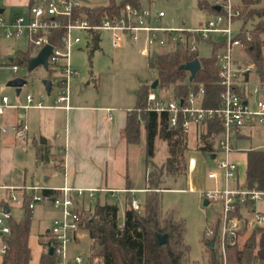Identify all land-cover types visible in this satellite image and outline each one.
<instances>
[{
	"label": "built area",
	"instance_id": "1",
	"mask_svg": "<svg viewBox=\"0 0 264 264\" xmlns=\"http://www.w3.org/2000/svg\"><path fill=\"white\" fill-rule=\"evenodd\" d=\"M86 0H23L20 10L7 13V4L0 0V87H2V71H9L11 80L27 76L20 75V66L14 62L15 53L6 55L2 50L4 39L27 38L34 51L33 57L46 45L53 46L49 57V70L57 78L52 80V90L46 89L38 97L29 93L24 104H11L10 97L0 88V139L12 136L16 140L29 136V124L21 117L31 109L67 108L71 96L73 80L79 76V71L73 68L71 53L85 39L88 46H93L97 34L103 31L111 33V44L120 48L123 43L130 42L140 48L143 56L150 58L158 49L168 48L169 51L179 46L190 52H200V47L210 43H224L218 54V68L221 84L224 87L222 109L205 108L202 105L203 86L198 93L192 91L189 83L181 98L166 97L151 90L148 96V111L165 112L171 128H182L188 132L192 127L221 115L226 124V131L220 142L223 156L215 157L209 173V179L214 186L202 191L204 200L209 201L208 208L217 212V218L212 227L207 230L208 238L214 235V227L220 223V246L226 261V249L235 246L243 240V233L264 228V189L259 183L248 187L241 180L239 164L230 158L236 152L233 144V130L264 126V97L259 88L251 93L257 100L252 104L250 97H243L236 91V86L242 84L247 74L254 70L253 65H247L243 56H248L249 42L252 40L250 28L245 26L240 5L233 0H197L196 9L202 19L193 26H172L162 24L165 11H154L151 8H135L126 5L123 14L118 19L106 18L100 25H91L87 19L75 17V11L85 5ZM217 7H220L218 9ZM65 29L60 38L62 45H53V32ZM76 32H83L84 39ZM243 36L245 38H243ZM244 54V55H243ZM55 84L56 96L51 104L46 97L52 96ZM243 85V84H242ZM20 95V94H19ZM15 112L14 116L10 113ZM197 158L189 160L190 170L197 165ZM36 185H8L0 178V264L9 250L7 238L11 235L10 221L17 220L14 209L25 211L26 205L35 210L39 203L51 205L58 210L53 219L50 234L53 239L56 264H104L103 260L94 256L93 251L82 253L72 251L70 244L80 245L82 240L77 233L83 229V218L80 213L79 201L85 198H95L94 189L65 186L54 189L55 194L45 195L44 189ZM133 207L140 209V200L133 201ZM9 208V212L5 210Z\"/></svg>",
	"mask_w": 264,
	"mask_h": 264
},
{
	"label": "trees",
	"instance_id": "2",
	"mask_svg": "<svg viewBox=\"0 0 264 264\" xmlns=\"http://www.w3.org/2000/svg\"><path fill=\"white\" fill-rule=\"evenodd\" d=\"M142 1L108 0L105 5H84L75 11V17L85 18L91 25H100L106 18L111 20L120 18L126 5L144 8ZM258 4H261V0H242L240 7L244 24L250 28L252 37L247 50L250 62L255 65L257 75L264 78V7L254 9L253 6ZM65 33V29L53 32L52 35L56 39L51 43L62 45L60 38ZM100 41V34H97L91 51L100 47ZM224 45V43H210L211 55L208 57H203L198 51L190 52L187 48L179 46L173 51L158 53L157 57L149 58L150 70L155 75L151 81L146 80L140 83L136 105L128 113L124 137L128 144L138 145L142 141V130L145 129L147 167L154 162L157 139L166 143L168 153L160 169L154 172L147 171V187L144 199L140 202V209L133 207V201L138 198L132 193L133 187L128 181L123 222L119 218L118 203L116 201L101 202L102 194L96 196L97 202L88 216L80 210L83 218L82 228L89 232L94 256L101 258L104 264H203L201 261L192 260L190 256L191 247L186 243L185 238L187 232L185 220L179 218L175 210L163 212L162 208L163 192L171 188L161 187V177L167 175L174 180L181 177L187 178L186 154L190 150L188 132L182 128H171L167 113L148 111L147 106L151 86L155 80H159L158 88L162 90L173 85L174 97L178 99L184 93L185 83H189L190 89L195 93H198L200 86H203L202 105L205 108L222 109L224 87L219 77L218 54ZM33 54L32 47L27 51L19 50L15 54L14 62L28 68ZM195 58L200 59L202 67L195 78L190 80L191 73L181 70L180 66ZM247 75L243 83L247 81ZM93 81L94 86L98 88V80L94 78ZM236 91L241 96L248 97L245 84L237 83ZM225 131L226 124L221 115L198 125L197 149L206 154L212 162L220 154V142ZM233 135L235 138H242V129H234ZM34 144L37 163H48L55 158L63 160L53 155L51 144L45 137L35 140ZM245 153L246 185L254 187L256 183H259L260 188L264 189V150L250 149ZM44 193L52 195L56 191L46 188ZM33 215L34 210L26 205L23 218L20 221H10L11 235L7 238L9 250L1 264H32L29 238ZM206 232L204 243L210 250L209 264H264V257L256 253L264 228L244 232V240L235 246L227 247L226 261L220 246V223L214 227L212 238L206 237ZM158 235L165 236L163 243L159 241ZM44 236L47 237L44 243L46 250L42 252L38 264H56V256L49 254V247L53 244L52 236L46 231Z\"/></svg>",
	"mask_w": 264,
	"mask_h": 264
},
{
	"label": "rangeland",
	"instance_id": "3",
	"mask_svg": "<svg viewBox=\"0 0 264 264\" xmlns=\"http://www.w3.org/2000/svg\"><path fill=\"white\" fill-rule=\"evenodd\" d=\"M10 6L7 7L6 15L15 13L20 10L23 0H4ZM26 1V0H25ZM234 3H241L242 0H233ZM108 0H86L85 5L99 6L105 5ZM144 8H151L154 11L163 10L166 13L162 24L172 26H193L202 19V15L196 9V2L194 0H149L142 1ZM237 5V4H236ZM264 7V0L261 4L254 5V9ZM83 39L85 34L83 32H76ZM2 52L6 55L13 54L19 50L27 51L30 49L27 38L25 36L19 39H4L2 41ZM92 47V46H91ZM87 41L84 39L81 44L72 51L71 60L73 68L79 71V76L73 80L71 92L81 85L84 88L85 95L88 98L95 97L96 93L102 95V99L114 106H133L135 107L137 101V91L142 81L152 80L155 73L150 70L149 58L141 54L140 48L130 42H125L120 48H114L111 44L110 32L103 31L100 47L91 51ZM159 53L169 52L168 48L158 49ZM36 51H34L35 53ZM200 54L203 57L211 55V47L207 44L200 47ZM244 55V54H243ZM247 65H253L254 70L247 75V81L244 83L248 97L252 104L257 100V95L251 97V93L255 88H259L264 97V78H261L256 73L255 65L250 62L249 55L242 57ZM20 75L27 76L28 83L21 89L20 95H17L16 89L8 86L12 74L9 71H2V87L3 93L10 97L11 104H24L25 96L29 93L38 97L44 93L45 87L42 81L45 78H51L57 83L55 75L46 70L43 66L38 67L33 71H29L27 67L20 66ZM98 80L100 86H94L93 79ZM52 96L46 97V102L51 104L57 92V85L55 84ZM158 94H163L166 97L174 96V86L171 85L165 89H155ZM28 118H30V125H37V120L41 116L40 110L31 109L26 111ZM29 121V120H28ZM34 122V124H33ZM244 132L250 134L248 129ZM33 136L29 135L26 139L16 140L12 137L8 142H0V177L3 181L12 185H36L40 188L45 186V177L53 172L54 164L52 162L37 163L36 146L33 143ZM239 138L233 137V144L236 152L230 155V158L236 160L240 165L241 180L245 181L246 173V155L245 151L261 148L264 149V126H258L253 130L247 138L236 140ZM144 138L138 146L142 150V164L139 167V175L137 185L143 186L146 174V154L143 151ZM197 135L196 130L192 127L188 131V146L190 150L186 154L188 175L174 180L170 176L161 177V187L171 188L165 189L163 192L162 208L163 212L175 210L177 216L186 222L187 232L185 235L186 243L191 247V258L195 261H201L203 264L208 263L210 250L204 243L205 232L209 230L215 223L217 212L212 208L205 207L204 199L201 192L208 190L214 186V181L209 179L208 173L212 168L210 159L206 154L197 149ZM167 146L162 140L156 142V156L153 163L148 165L147 171L154 172L162 167L164 160L167 157ZM197 158V165L191 171L189 167V160L191 157ZM223 156V154H220ZM215 166V164H213ZM55 173V172H54ZM191 187L194 190H191ZM141 201L144 199V192L136 194ZM116 201L119 205V218L124 221L126 211V192H119L117 195L103 196L101 202ZM97 202V197L90 199L85 198L79 201L80 210L88 216L93 206ZM264 207V203L261 204ZM25 211L14 209V215L17 220L23 218ZM58 215V210L44 203H39L34 210L32 219L31 234L29 244L32 249V264H38L41 254L46 250L44 243L47 237L44 233L52 225L53 219ZM249 232V231H248ZM207 234V233H206ZM77 236L81 238L80 245L70 244L72 251L88 253L93 251L92 240L89 232L86 229H81ZM206 237H208L206 235ZM245 239V238H244ZM243 239V240H244ZM94 253V251H93ZM256 253L260 257H264V234L260 238V243L256 249Z\"/></svg>",
	"mask_w": 264,
	"mask_h": 264
},
{
	"label": "crops",
	"instance_id": "4",
	"mask_svg": "<svg viewBox=\"0 0 264 264\" xmlns=\"http://www.w3.org/2000/svg\"><path fill=\"white\" fill-rule=\"evenodd\" d=\"M195 2L197 3V0H194V4ZM69 106V109L64 107L37 109L40 110L41 116L35 126L30 125L31 121L26 112L21 115L29 124V135H34L33 143L40 137H45L51 144L53 155L63 159L55 158L50 161L54 164V169L45 177V187L59 189L71 186L94 189L95 197L101 194L107 197L110 194L115 196L119 192H126L127 183L130 181L132 193L145 192L147 164L144 185H137L142 150L135 144H128L124 137L128 113L133 106H114L104 101L99 92L95 97L88 98L81 85L74 94L71 92ZM15 114L10 113L11 116ZM257 127L246 129L252 135ZM194 128L198 139V127ZM244 130L242 129L243 137L236 140L245 139L250 135ZM9 138L12 139L9 136L3 137L0 142H8ZM142 138H144L142 147L146 154L144 128ZM213 164L214 161L211 163L212 167ZM3 183L12 185L5 181ZM191 190L194 188L191 187Z\"/></svg>",
	"mask_w": 264,
	"mask_h": 264
},
{
	"label": "water",
	"instance_id": "5",
	"mask_svg": "<svg viewBox=\"0 0 264 264\" xmlns=\"http://www.w3.org/2000/svg\"><path fill=\"white\" fill-rule=\"evenodd\" d=\"M218 9H220V7H217ZM0 12H3V10H1ZM53 52V46L52 45H46L44 46L39 53L32 57L29 60V64H28V70L29 71H33L35 69H37L40 66H43L46 70L49 71V57ZM158 53L155 51L153 53V57H157ZM202 65H201V61L199 58H195L192 61H189L183 65L180 66L181 70H185V71H189L191 73L190 76V80H193L196 76V74L200 71ZM28 83V80L26 78L23 77H19L16 79H13L11 81L8 82V86L15 88L16 89V93L17 95H19L21 93V89L24 85H26ZM46 91L48 94L51 93L52 90V80L50 78H45L42 81ZM159 85V80H155L151 86L152 90H155L158 88ZM204 205L205 207H207L209 205V201L204 200ZM5 210L7 212H9V208H5ZM47 233H50V228L46 230ZM159 241L161 243H163L165 241V236L164 235H158ZM49 254L50 255H54V247L50 246L49 247Z\"/></svg>",
	"mask_w": 264,
	"mask_h": 264
}]
</instances>
